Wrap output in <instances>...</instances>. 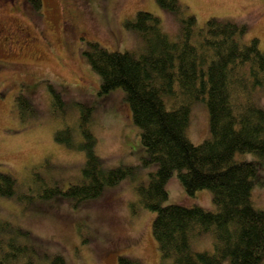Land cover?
Returning a JSON list of instances; mask_svg holds the SVG:
<instances>
[{
  "label": "rangeland",
  "instance_id": "374dc122",
  "mask_svg": "<svg viewBox=\"0 0 264 264\" xmlns=\"http://www.w3.org/2000/svg\"><path fill=\"white\" fill-rule=\"evenodd\" d=\"M178 2L184 9L182 14L195 16L197 26L209 17L245 24L241 41L256 37L259 48L264 50V0ZM139 9L158 16L161 29L170 39L178 37L177 14L156 0H41L39 9L29 0H0V172H10L17 180L18 194H25L20 200L0 194L3 241L22 239L11 233V225H19L29 231V240L47 254L48 260L58 253L65 264H118V256L126 255L138 259L140 264H171L170 258L160 256L151 232L154 212L143 205L135 189L146 182L156 164L142 163L144 151L138 128L123 91L115 88L98 93L100 76L83 53L88 41L110 50L143 51L145 46L139 35L122 24ZM14 22L23 25L34 39L8 42L4 35ZM82 30L85 36L78 38ZM20 82L28 86L23 88ZM52 90L60 93L61 103L53 102ZM20 91L34 113L16 100ZM252 97L264 108V86L254 88ZM165 101L169 107L171 98L165 96ZM90 106L88 127L103 165L131 166L132 171L118 183L105 186L94 198L74 202L61 194L39 197L43 183L58 181L66 187L81 178L84 151L53 137L56 130L67 127L72 140L81 141L80 114ZM29 114L33 115L22 119ZM208 133L206 104L193 100L187 137L198 144ZM236 157L257 158L252 152L237 153ZM258 177L250 199L264 211V164ZM165 187L164 204L215 208L208 188L187 194L176 171L168 177ZM191 245L196 251L211 252L212 236L204 233L193 238ZM223 263L228 264V260Z\"/></svg>",
  "mask_w": 264,
  "mask_h": 264
},
{
  "label": "trees",
  "instance_id": "16d2710c",
  "mask_svg": "<svg viewBox=\"0 0 264 264\" xmlns=\"http://www.w3.org/2000/svg\"><path fill=\"white\" fill-rule=\"evenodd\" d=\"M29 1L39 9L41 0ZM156 1L177 14L176 39L161 29L158 16L139 9L122 24L139 35L143 51L110 50L88 41L83 53L100 76L98 93L115 88L123 91L138 128L142 163L156 164L146 182L135 189L143 205L154 212L151 232L160 256L170 258L171 264H224L225 260L228 264H262L264 211L252 204L250 192L264 164V108L252 97L254 88L264 86V50L256 37L241 41L245 24L209 17L197 26L193 14L181 13L184 9L178 0ZM51 93L53 102H62L58 91ZM165 96L171 98L169 107ZM15 98L22 108H33L24 94ZM193 100H203L208 112L209 133L198 144L186 134ZM91 107H84L80 114L81 141L74 142L67 127L56 130L53 137L84 151L81 178L66 187L58 181L43 183L39 197L61 194L74 202L94 198L132 171L131 166L103 165L88 127ZM243 152H252L257 158L238 159L236 154ZM173 171L187 194L208 188L215 208L164 204L165 183ZM16 185L10 172H0L1 195L20 200L25 194H18ZM11 227V233L22 239L3 241L0 237V264H65L58 253L46 259L47 254L29 240L27 229ZM204 233L212 236L211 252L192 248L193 238ZM118 264L140 262L120 255Z\"/></svg>",
  "mask_w": 264,
  "mask_h": 264
},
{
  "label": "flooded vegetation",
  "instance_id": "af4514ba",
  "mask_svg": "<svg viewBox=\"0 0 264 264\" xmlns=\"http://www.w3.org/2000/svg\"><path fill=\"white\" fill-rule=\"evenodd\" d=\"M83 36H85V33L82 30V33H80L78 38ZM4 37H6L7 41L9 40L10 42L12 41L14 43L18 42L19 40L23 42V40H25L26 38L30 41L34 39V37L19 22L17 23L14 22L12 26L9 27L8 30L6 31V35H4ZM26 86H28L27 83H21V87L25 88ZM18 94H23V92L20 91L16 93V95Z\"/></svg>",
  "mask_w": 264,
  "mask_h": 264
}]
</instances>
